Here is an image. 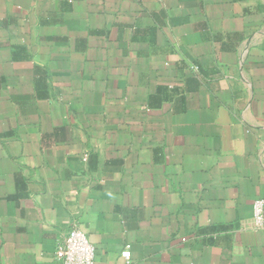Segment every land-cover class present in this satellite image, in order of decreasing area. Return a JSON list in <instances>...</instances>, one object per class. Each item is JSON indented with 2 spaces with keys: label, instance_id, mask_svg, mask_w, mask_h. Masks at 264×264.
Instances as JSON below:
<instances>
[{
  "label": "crops",
  "instance_id": "crops-1",
  "mask_svg": "<svg viewBox=\"0 0 264 264\" xmlns=\"http://www.w3.org/2000/svg\"><path fill=\"white\" fill-rule=\"evenodd\" d=\"M257 198L264 0H0V264H264Z\"/></svg>",
  "mask_w": 264,
  "mask_h": 264
},
{
  "label": "built area",
  "instance_id": "built-area-1",
  "mask_svg": "<svg viewBox=\"0 0 264 264\" xmlns=\"http://www.w3.org/2000/svg\"><path fill=\"white\" fill-rule=\"evenodd\" d=\"M251 218V228H264V198H257L253 201ZM129 247V244H126L120 252L126 262H129ZM55 255L60 264L95 263L94 245L89 241L85 231L75 226L66 232L63 240L57 245Z\"/></svg>",
  "mask_w": 264,
  "mask_h": 264
}]
</instances>
